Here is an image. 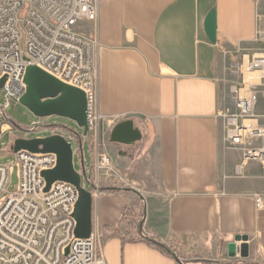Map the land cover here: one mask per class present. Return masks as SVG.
Here are the masks:
<instances>
[{"label":"crops","instance_id":"0c3cea01","mask_svg":"<svg viewBox=\"0 0 264 264\" xmlns=\"http://www.w3.org/2000/svg\"><path fill=\"white\" fill-rule=\"evenodd\" d=\"M214 6L215 44L204 28ZM82 29L97 40L100 112L123 119L144 115L134 119L135 126L144 124L148 138L136 171L113 166L121 183L93 197V233L106 264H186L184 252L210 249L213 238L223 247L212 264H264L262 164L250 160L239 173L246 150L225 145L232 125L222 116L234 111L232 87H247V71L237 74V64L263 51L264 0H101L97 23ZM261 85L264 79L254 84L257 92ZM11 131L4 122L0 140ZM17 138L0 153H12ZM126 177L145 191L126 186ZM146 193L164 206L163 225L149 223ZM255 194L263 195L260 206ZM141 207L151 242L140 240L142 229L130 224ZM237 234L249 236V254L241 263L228 254ZM153 240L166 244L182 263Z\"/></svg>","mask_w":264,"mask_h":264},{"label":"built area","instance_id":"2783aa9c","mask_svg":"<svg viewBox=\"0 0 264 264\" xmlns=\"http://www.w3.org/2000/svg\"><path fill=\"white\" fill-rule=\"evenodd\" d=\"M100 2L0 0V79L6 77L0 117H7L11 99L19 101L26 93L25 77L30 66L35 65L81 89L87 100L88 132L74 136L79 144L85 137L90 145L92 178L90 168L85 167L83 144L78 152L83 164L82 186L90 190L93 197L103 190L104 181L111 178L121 181L114 170L105 134H110L123 116L104 115L99 110L97 40L82 29L85 23H97ZM259 41H264V30L259 33ZM246 71L260 72L264 79V48L246 64H237V74L243 75ZM249 89V98L242 96L241 87L231 89L234 111L225 110L222 116L232 128L227 129L224 143L230 148L246 150L239 173L248 161L259 160L264 174V131L250 129L246 137L242 135L248 128L245 120L256 103L254 84ZM46 127L33 122L28 131L46 130ZM253 138H261L262 144L254 146ZM57 163L56 153L28 150L15 153L14 164L0 163V264H106L96 234L92 232L88 238L75 236L77 222L73 214L79 199L77 187L70 182L55 181L45 191L47 182L42 172L54 169ZM14 167L18 173L17 190L7 193ZM254 197L260 206L263 195ZM140 236L149 235L143 228ZM237 258L241 263L243 258L239 252Z\"/></svg>","mask_w":264,"mask_h":264},{"label":"water","instance_id":"95a60500","mask_svg":"<svg viewBox=\"0 0 264 264\" xmlns=\"http://www.w3.org/2000/svg\"><path fill=\"white\" fill-rule=\"evenodd\" d=\"M208 39L215 44L217 42L218 12L216 6L212 7L206 15L204 22ZM6 77L0 79V89L3 88ZM25 82L27 91L19 100L37 117L61 116L75 121L83 129V135L88 132L87 100L85 93L74 86L66 84L39 67H28ZM135 118L145 119L139 113H129L123 120L116 123L110 133V142L119 145H134L143 137L141 130L135 126ZM82 149V144H80ZM13 153L20 150H28L34 153H56L57 166L52 170L42 172L48 191L55 181H66L74 184L79 191L74 218L77 222L75 236L88 238L93 232V196L90 190L82 186V174L74 165V152L72 143L62 134H52L45 137L24 138L18 137L11 146ZM83 153V152H82ZM83 165V164H82ZM249 236L237 234L234 240L228 244L229 256L247 257L249 254ZM161 247L166 244L153 240ZM169 251L182 263L177 254Z\"/></svg>","mask_w":264,"mask_h":264},{"label":"rangeland","instance_id":"374dc122","mask_svg":"<svg viewBox=\"0 0 264 264\" xmlns=\"http://www.w3.org/2000/svg\"><path fill=\"white\" fill-rule=\"evenodd\" d=\"M93 24V23H91ZM85 29V27H84ZM83 29V30H84ZM85 31V30H84ZM89 33V32H87ZM260 44L264 46V41H261ZM260 91H256L255 96V107L253 112L248 116V118H253L258 120V125L260 127H264V86L261 85ZM4 92L2 89H0V104L4 103ZM10 123L12 125L13 131L9 132V135L3 139L0 140V150L1 148H4L7 143H9V140L12 137H24V138H35V137H45L52 134H62L64 135L68 141L72 143V148L74 152V165L78 172H80L83 177V165L81 162V155L78 152V149L80 147V144L78 142V139L74 136L75 134L83 135V129L78 126V124L65 117L61 116H49V117H37L34 115L28 108L23 106L20 101L16 99H11V104L7 109V117L1 116L0 117V132H1V125L4 123ZM38 124H44L48 127L45 129H41L39 131H28V127L33 123ZM141 128H139L143 134V137L140 141L135 143L134 145H119L114 144L110 142V134H105L106 142L109 144L107 145V149L109 151L110 156L112 157L114 166L119 168L120 172L134 170L136 171V167L138 164V160L140 155L144 152V149L147 147V132L145 130L144 124L140 123ZM56 128L57 130L54 131L53 129ZM112 130V129H111ZM109 132V131H108ZM111 133V131H110ZM253 141V145L258 147L262 144L261 138H253L251 139ZM82 144H83V154H84V163L86 168H90V178H92V170H93V160L91 155V149L88 140L83 137L82 138ZM9 151V150H8ZM11 151V150H10ZM120 152L122 155L120 156ZM121 159L120 162H116L115 160ZM134 160L135 163H132L131 161ZM15 162V153H8L3 154L0 153V163H13ZM136 166V167H135ZM135 168V169H134ZM121 169V170H120ZM139 172V175L142 177V173ZM137 174V173H136ZM130 178V177H129ZM85 179V178H84ZM111 178L110 180L104 181L105 186H109L111 184L121 183L119 179ZM113 180V181H111ZM130 180V181H129ZM126 181L128 182V187H135L136 189H140L142 191L144 190V187L140 186L136 182H132L131 179H128L126 177ZM18 185V173L17 168L14 167L11 178H10V185L8 187L7 193L15 192L17 190ZM125 185V184H124ZM123 185V186H124ZM87 187L90 189V186L87 185ZM6 193V194H7ZM145 193V192H144ZM147 194V193H146ZM149 196V194H147ZM149 203H150V219L149 223L155 224L159 222V224L163 225L165 221V209L162 204H159V202H156L153 198L149 196ZM144 208L141 207L139 211H137L138 216L135 219V222H130L132 226L135 228L140 227L141 229L144 228V222H142V216H143ZM132 219V218H131ZM142 222V223H141ZM128 224V223H127ZM129 225V224H128ZM149 227V225H148ZM147 228V227H146ZM213 246V247H211ZM210 249H203L202 251H194V252H184L183 253V261L186 264H202L204 262L207 263H213L210 260L211 259H217L219 260L222 255V247L223 243L220 238H213L210 243ZM206 264V263H204Z\"/></svg>","mask_w":264,"mask_h":264},{"label":"bare ground","instance_id":"6f19581e","mask_svg":"<svg viewBox=\"0 0 264 264\" xmlns=\"http://www.w3.org/2000/svg\"><path fill=\"white\" fill-rule=\"evenodd\" d=\"M262 80V74L260 72L256 71H247L246 72V82L247 87L242 90V96L244 97H250L251 92L249 91L250 85L260 83ZM254 118V117H253ZM253 118H247L245 120V124L248 127L246 130L242 131V135L246 137L247 133L250 131V129L253 130H259L260 132H263L264 130L260 127H258L257 119ZM7 128V126H5ZM258 152V151H256Z\"/></svg>","mask_w":264,"mask_h":264},{"label":"trees","instance_id":"16d2710c","mask_svg":"<svg viewBox=\"0 0 264 264\" xmlns=\"http://www.w3.org/2000/svg\"><path fill=\"white\" fill-rule=\"evenodd\" d=\"M104 190H106V191H112V190H115V188H112V187H105L104 188ZM127 210L123 213V215H122V220H124L125 218H127L126 216H127ZM140 240H142V241H146V242H151V240L148 238V237H146V238H142L141 236H140ZM164 252H166V253H171L170 251H169V247L168 246H166V247H160Z\"/></svg>","mask_w":264,"mask_h":264}]
</instances>
